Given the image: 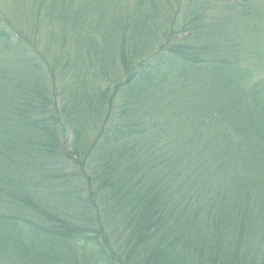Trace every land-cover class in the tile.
I'll list each match as a JSON object with an SVG mask.
<instances>
[{
	"label": "trees",
	"instance_id": "obj_1",
	"mask_svg": "<svg viewBox=\"0 0 264 264\" xmlns=\"http://www.w3.org/2000/svg\"><path fill=\"white\" fill-rule=\"evenodd\" d=\"M88 119L125 248L91 214L61 218ZM90 182L77 210L96 211ZM3 239L20 249L0 244V264H71L64 246L264 264V0H0Z\"/></svg>",
	"mask_w": 264,
	"mask_h": 264
},
{
	"label": "rangeland",
	"instance_id": "obj_2",
	"mask_svg": "<svg viewBox=\"0 0 264 264\" xmlns=\"http://www.w3.org/2000/svg\"><path fill=\"white\" fill-rule=\"evenodd\" d=\"M65 95V92H64ZM60 111L64 109L66 111V108L62 107V105H59ZM88 123L93 127L89 126V129L92 128L88 133H86L85 137L80 141L79 143H76L73 148H76V152L80 155L81 158L77 159L76 157H73L69 154L66 160L70 161V165L73 168V165L76 163L77 160H83L84 162V169L85 173L82 175H77V172H71L69 174H64L65 176L69 177V181L71 184L72 189L68 192V197H62L58 198V201L61 205H63L67 210L65 211V215L61 216L64 220H67L69 222H72V219L77 222L79 220L78 217L88 219L86 215H93V222H96L99 224L98 230H104L107 231L106 239L108 238L112 243L117 240V238H120L119 243L122 244V246L125 248V241L122 236H124V232H120L117 230H112V227L114 226V220H115V207L113 205L114 198L111 195L117 194L120 191H110L107 188L108 182V173L110 172L109 168L106 169V172L100 180H98L97 185L94 187L92 186V183L97 180L98 176L100 175V172L98 170H94L92 165L98 161V158L105 155V151L103 150L106 145L102 144V138L101 136L99 139L97 138V133L95 132V128L97 127V121L95 122L92 119H88ZM74 152V153H76ZM67 153V151H66ZM99 167V165H98ZM97 167V169H98ZM70 168V167H69ZM73 170V169H72ZM78 176V177H77ZM77 177V179H76ZM115 178L114 176H112ZM89 180L91 181V187L88 194V199H90L91 203L95 206H97L96 211L90 212V211H83V209L77 210L75 205H72V198L77 197V194L85 192V189H87V185H84V183ZM94 184V183H93ZM104 190H100V189ZM54 194L57 193V191L53 192ZM121 193V192H120ZM78 198V197H77ZM205 210L207 209V206H202ZM119 216V215H118ZM118 216L116 218H118ZM248 233L250 236L254 237V233L252 231ZM221 235V234H220ZM222 236V235H221ZM213 242V241H212ZM15 243H17L18 248L20 249V240L17 239L15 241H10L9 239H3L0 241V244L6 249L10 250L12 252H16V246ZM64 246V245H63ZM27 250V249H26ZM36 251V250H35ZM64 252L68 254L66 259L68 260L71 258L72 260H69L71 264H111L108 262L106 257L100 253V250L94 248V249H85L84 247H81L79 251H75V255H72V252L68 251V249L64 246ZM118 252V251H117ZM38 254H42L37 251ZM40 256H37V259ZM42 258V257H40ZM38 261V260H36ZM136 263V261H135ZM138 263V261H137Z\"/></svg>",
	"mask_w": 264,
	"mask_h": 264
}]
</instances>
